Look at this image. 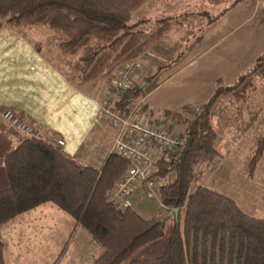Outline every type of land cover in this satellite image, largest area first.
Masks as SVG:
<instances>
[{
	"label": "trees",
	"instance_id": "1",
	"mask_svg": "<svg viewBox=\"0 0 264 264\" xmlns=\"http://www.w3.org/2000/svg\"><path fill=\"white\" fill-rule=\"evenodd\" d=\"M147 1L0 0V28L13 29L36 50L49 44L78 85L102 80L107 92L126 64L138 63L134 84L120 89L112 104L123 109L149 89L151 75L136 82L140 59L165 33L182 34L185 27L180 15L155 19L148 30L141 28L148 19L129 22L131 13ZM236 1L218 9L206 23ZM259 1L264 7V0ZM45 30L51 35L40 41ZM201 30L202 26L196 27L191 37ZM184 46L157 69L174 63ZM260 82H264V53L231 84L217 81L204 102L165 111L153 122L170 132L168 122L179 123L186 138L180 149L167 151L155 161L154 174L166 177L167 183L156 191L162 213L149 218L130 205L118 207L109 201L127 160L109 152L96 169L64 152L62 145L23 136L0 119V227L22 212L52 202L101 244L103 251L91 264H264V218L246 214L220 191L202 185L190 187L196 164L219 157L218 143L225 136L235 142L250 134L252 146L245 167L248 175L254 171L264 151V127L259 121L264 96L261 102L257 99V105L250 96ZM227 99L232 104V121L213 125L225 113L220 101ZM4 108L0 107V116ZM172 209H177L176 216L168 215ZM2 247L0 235V264H4Z\"/></svg>",
	"mask_w": 264,
	"mask_h": 264
},
{
	"label": "crops",
	"instance_id": "2",
	"mask_svg": "<svg viewBox=\"0 0 264 264\" xmlns=\"http://www.w3.org/2000/svg\"><path fill=\"white\" fill-rule=\"evenodd\" d=\"M262 53L264 7L259 0H238L204 24L174 63L149 74L140 111L157 122L159 112L200 104L217 81L231 84ZM106 88L102 80L78 85L49 44L36 50L13 29L0 28V107L10 108L42 135L58 136L64 152L96 169L110 152L114 135L97 114ZM73 227L57 264H90L102 253L101 244L52 202L22 212L1 227L4 264H51Z\"/></svg>",
	"mask_w": 264,
	"mask_h": 264
},
{
	"label": "rangeland",
	"instance_id": "3",
	"mask_svg": "<svg viewBox=\"0 0 264 264\" xmlns=\"http://www.w3.org/2000/svg\"><path fill=\"white\" fill-rule=\"evenodd\" d=\"M218 1L214 4L211 2V0H148L142 7L132 12L129 22H136L140 19L149 20L148 23L141 26L143 30H148L152 26L155 19L165 16L180 15L182 17L181 22L183 26H185L182 34L165 33L161 39H159L149 48L147 54H145L144 57L140 59L141 74L140 76L138 75V78H136V82L140 80L142 75L153 74L154 70H156L158 66L169 63L171 61L170 59L177 55L180 47H183V44L186 46L188 41L194 37V35L192 37L191 35L195 33L196 27L203 26L208 21V19L218 11V9L224 7L232 0ZM196 11H207V13L199 15L189 14L190 12L193 13ZM48 32L49 31H46L44 35L39 36L38 39L45 42L49 35H51ZM262 89H264V82L257 83L256 90L250 96L256 105L257 99L260 101L261 96H264L263 91H261ZM228 101V99L220 101L221 103L225 104L221 105L224 107L225 113H222L217 118H215L213 120V125L226 123L225 121H232V116H230L232 113L230 109L232 104L228 103ZM162 113L163 112H159L158 115ZM158 119H161V115L158 117ZM259 121H261V125L264 127V111L262 112V115H260ZM169 123H171V131L173 133H179L182 130L181 124H177L173 121ZM248 137H250V134H247L242 140L239 138V140L235 142H231L227 136L222 138L218 143L220 156L214 157L209 162H200L196 164L190 187L193 188L196 185H202L220 191L224 195L230 197L246 214L264 218V151L263 156L257 163L254 171L248 175V171L245 167V157H247L249 147L251 148L252 146V141L250 142ZM244 150L247 151L245 156L241 154ZM113 187L110 193L112 192ZM146 189V187L135 188L127 197L129 205L134 211L146 218L152 215L161 214L162 207L159 203L157 195H155V192L158 189L155 190L153 188V191L149 196L146 193ZM3 225H1V227ZM1 227L0 235L3 245L4 243L2 235L5 233L3 234L1 231ZM73 231L74 227L71 231H69L62 247L57 250L55 258L51 264L59 255L63 246L66 245L67 247L70 239L73 236ZM61 256L58 258V261Z\"/></svg>",
	"mask_w": 264,
	"mask_h": 264
},
{
	"label": "built area",
	"instance_id": "4",
	"mask_svg": "<svg viewBox=\"0 0 264 264\" xmlns=\"http://www.w3.org/2000/svg\"><path fill=\"white\" fill-rule=\"evenodd\" d=\"M139 64H126L117 74L112 86L106 92V99L97 114L111 124L114 129L110 152H114L128 161L125 170L114 183L109 201L118 207L129 205L128 195L138 187H146L147 195L167 183L166 177L154 174L155 161L165 152L180 149L186 134L170 132L165 125L150 122L140 111L141 100H135L126 108L116 109L112 106L117 92L135 82ZM1 119L23 136L45 140L52 145H63L55 136H44L36 129L20 120L9 108L1 112Z\"/></svg>",
	"mask_w": 264,
	"mask_h": 264
},
{
	"label": "water",
	"instance_id": "5",
	"mask_svg": "<svg viewBox=\"0 0 264 264\" xmlns=\"http://www.w3.org/2000/svg\"><path fill=\"white\" fill-rule=\"evenodd\" d=\"M143 84H144V83H142V84L140 85V87H142ZM170 214H174V216H176V215H177V209H172V210H170V211L168 212V215H170Z\"/></svg>",
	"mask_w": 264,
	"mask_h": 264
}]
</instances>
